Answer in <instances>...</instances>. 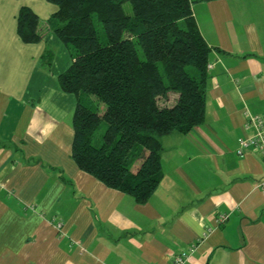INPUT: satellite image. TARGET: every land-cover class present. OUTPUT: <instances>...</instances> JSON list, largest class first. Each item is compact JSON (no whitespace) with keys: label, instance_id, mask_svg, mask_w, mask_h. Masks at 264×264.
<instances>
[{"label":"crops","instance_id":"1","mask_svg":"<svg viewBox=\"0 0 264 264\" xmlns=\"http://www.w3.org/2000/svg\"><path fill=\"white\" fill-rule=\"evenodd\" d=\"M22 6L43 22L56 10L0 0V264H172L181 252L183 264H264V163L236 152L254 134L248 115L264 118V0L193 5L212 48L205 117L163 137L162 178L142 204L74 163L76 97L57 78L71 56L46 25L20 39Z\"/></svg>","mask_w":264,"mask_h":264},{"label":"trees","instance_id":"2","mask_svg":"<svg viewBox=\"0 0 264 264\" xmlns=\"http://www.w3.org/2000/svg\"><path fill=\"white\" fill-rule=\"evenodd\" d=\"M46 1L56 5L46 21L22 6L16 29L33 43L46 25L69 51L71 64L57 78L76 97L71 157L80 170L142 204L162 178L163 137L186 134L205 117L212 48L192 10L209 0Z\"/></svg>","mask_w":264,"mask_h":264},{"label":"built area","instance_id":"3","mask_svg":"<svg viewBox=\"0 0 264 264\" xmlns=\"http://www.w3.org/2000/svg\"><path fill=\"white\" fill-rule=\"evenodd\" d=\"M211 67V62L207 64V69ZM246 126H252L254 128V134L251 136H244L238 139L237 154L243 156L244 151L248 147H252L254 150L258 151L262 157L264 163V120L259 115H248V121ZM264 188V178L259 183V185ZM227 219V215H221L218 219L219 223H222ZM210 232V229H208ZM187 252H181L173 257L172 264H183L188 257Z\"/></svg>","mask_w":264,"mask_h":264},{"label":"rangeland","instance_id":"4","mask_svg":"<svg viewBox=\"0 0 264 264\" xmlns=\"http://www.w3.org/2000/svg\"><path fill=\"white\" fill-rule=\"evenodd\" d=\"M199 3V2H197ZM126 8H128V6L126 5L125 6ZM95 25H96V28H97V31H98V36H99V39L101 40V42H104L105 41V36H104V33H103V30L101 28V25L100 23H98L97 21L95 22ZM174 95V94H173ZM173 97V96H171ZM87 104H90V106H92L93 108L96 106V103L94 101H90V103H87ZM99 106H101V104L99 103ZM104 129V124H101L100 126V131H102Z\"/></svg>","mask_w":264,"mask_h":264}]
</instances>
